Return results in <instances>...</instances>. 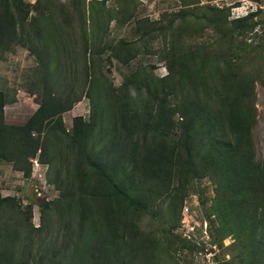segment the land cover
Masks as SVG:
<instances>
[{
    "label": "rangeland",
    "instance_id": "rangeland-1",
    "mask_svg": "<svg viewBox=\"0 0 264 264\" xmlns=\"http://www.w3.org/2000/svg\"><path fill=\"white\" fill-rule=\"evenodd\" d=\"M24 1L31 5V12L23 35L10 50H0V90L8 98L6 122L24 124L38 109L42 72L37 51L48 50L46 41L51 40L57 91L75 86L72 97H81L63 114L66 129L71 133L75 118L89 121L96 110L99 127L89 142L95 152L103 149L115 124L109 93H121L125 82L134 80L138 84L130 87L131 107L143 110L150 99L147 87L163 90L161 95L167 96L171 105L181 102L184 88L189 94L199 85L202 92L205 81L209 90L216 85L215 77L225 61L216 60L220 35L202 16L209 7L229 9L230 20L256 13L255 27L239 32L233 44L239 50L242 72L255 78L257 121L252 128L253 142L255 160L264 161V0ZM179 10L195 13L188 22L178 24L186 48L201 45L213 52L209 59H199L193 73L185 76L182 91L171 82L166 59L171 40H176L180 32L166 28ZM229 43L222 48H228ZM46 157L50 162L34 157L37 166L31 159L34 168L29 177L16 170L13 162L0 159V194L15 197L20 205L17 210L0 211V247L8 243L6 249L13 253L12 262L8 252L0 264H90L88 256L95 243L110 245L113 264L261 262H255L259 254L240 256L237 240L221 229L213 212L217 185L210 177L189 178L185 189L163 195L147 214L123 201L104 200L103 206L99 199L81 196L77 173L80 161L69 136L50 134ZM93 184L89 182L88 186ZM6 235L8 239L3 238Z\"/></svg>",
    "mask_w": 264,
    "mask_h": 264
},
{
    "label": "trees",
    "instance_id": "trees-1",
    "mask_svg": "<svg viewBox=\"0 0 264 264\" xmlns=\"http://www.w3.org/2000/svg\"><path fill=\"white\" fill-rule=\"evenodd\" d=\"M30 6L24 0H0L1 51L10 50L23 35ZM194 16L190 10H179L166 28L180 31L178 38L171 40L166 59L171 82L173 80L174 87L181 91L185 87V76L193 73L199 59L205 61L206 56L209 59L213 54L201 45L186 48L183 29L178 24ZM255 16L253 12L230 20V10L217 7H209L208 13L202 16L220 35L219 46L215 48L216 60L225 61L215 77L216 85L209 90L205 81L202 92L199 85L189 94L184 88L181 102L171 105L167 103V96L161 95L163 90L147 87L150 99L143 110L131 107L130 87L138 84L134 80L126 81L121 93H109L107 98L115 108V124L103 149L98 152L89 147L99 127L96 110L89 121L75 118L71 133L66 129L63 114L81 97H72L77 89L75 86L62 93L57 91L56 72L51 64V40L47 39L48 50L37 51L42 72L39 107L24 124L6 122L8 98L0 90V159L13 162L16 170L29 177L34 168L32 158L38 156L39 161L50 162L46 157L48 136L59 132L69 136L71 148L80 161L77 173L82 183L81 196L99 199L103 206L104 200L123 201L133 210L147 214L163 195L178 194L185 189L189 178L210 177L217 185L213 212L221 229L237 240L240 256L247 258L259 254L255 262L261 260L264 264V161L255 160L252 129L257 121L255 78L242 72L238 63L239 50L233 44L239 32L255 27ZM137 23L141 29L142 22L138 20ZM48 29L52 34V27ZM53 35L50 38L54 40ZM227 42L228 48L223 49ZM85 73L89 75L88 68ZM88 94L92 96V92ZM89 182L94 183L92 187L88 186ZM184 198L185 194L182 202ZM7 208L17 210L20 205L15 197L0 194V211ZM3 238L8 239V236ZM2 246L0 260L7 259L9 252V262H12L13 253L10 248L6 249L8 243ZM88 261L90 264H113L110 245L95 243Z\"/></svg>",
    "mask_w": 264,
    "mask_h": 264
},
{
    "label": "built area",
    "instance_id": "built-area-1",
    "mask_svg": "<svg viewBox=\"0 0 264 264\" xmlns=\"http://www.w3.org/2000/svg\"><path fill=\"white\" fill-rule=\"evenodd\" d=\"M35 159V160H34ZM32 161H35V166L38 165V159L37 158H33Z\"/></svg>",
    "mask_w": 264,
    "mask_h": 264
}]
</instances>
